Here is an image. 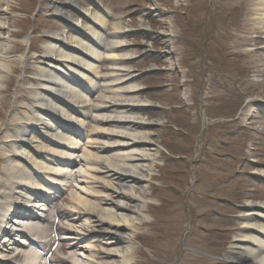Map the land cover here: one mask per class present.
<instances>
[{
	"label": "bare ground",
	"instance_id": "obj_1",
	"mask_svg": "<svg viewBox=\"0 0 264 264\" xmlns=\"http://www.w3.org/2000/svg\"><path fill=\"white\" fill-rule=\"evenodd\" d=\"M219 2L240 11L230 33L233 49L225 51L249 56L254 78L246 84L263 88L264 94V0ZM66 4L76 5L88 23L51 6L75 32H48L52 44L45 47L42 64L32 68L37 83L27 90L29 107H20L25 116L12 114L2 125L0 264H133L137 228L149 222L144 214L149 181L160 154L148 127L160 125L162 117L142 114L158 104L139 97L141 88L132 81L133 53L124 40L130 26L110 22L109 9L99 13L75 0ZM6 5L0 0V59L10 50L1 35ZM153 5L165 14L162 5ZM138 24L150 33L141 15ZM164 25L165 32L158 34L172 53L175 32ZM252 39L263 45L250 56L244 47ZM103 59L110 61L107 68ZM9 70L0 62V90ZM254 101L264 104V95L247 105ZM91 116L92 137L83 133ZM239 216L241 226L223 254L225 263L264 264V200L244 199ZM86 239H95L99 247L80 245Z\"/></svg>",
	"mask_w": 264,
	"mask_h": 264
},
{
	"label": "rangeland",
	"instance_id": "obj_2",
	"mask_svg": "<svg viewBox=\"0 0 264 264\" xmlns=\"http://www.w3.org/2000/svg\"><path fill=\"white\" fill-rule=\"evenodd\" d=\"M6 2V27L1 35L10 50L0 62L10 70L1 82L0 138L9 116H25L20 107H29L26 93L37 83L32 68L41 65L45 47L52 44L48 32H74L51 6L88 22L73 7L65 6L67 0ZM153 2L164 7V15L153 10ZM76 3L99 9L92 0ZM97 3L130 26L124 40L133 53L128 62L132 81L141 88L139 97L158 104L144 108L142 114L162 117L160 125L148 127L160 154L149 181L144 212L149 222L137 228V249L130 263L226 264L223 254L241 226L244 199L264 200V173L253 174L264 172V104L247 105L252 97L264 95L263 88L246 84L254 78L247 67L249 56L225 51L231 48L230 33L237 28L240 11L225 9L219 0ZM139 15L149 25L148 35L139 28ZM166 22L175 32L172 53L162 44L165 37L158 34L165 32ZM256 40L244 47L250 56L263 45ZM109 62L104 60L102 67ZM205 114L209 123L203 130ZM85 121L92 131L95 121ZM4 162L0 158V172ZM18 162L13 159L12 164ZM85 243L99 247L95 239L80 245Z\"/></svg>",
	"mask_w": 264,
	"mask_h": 264
}]
</instances>
